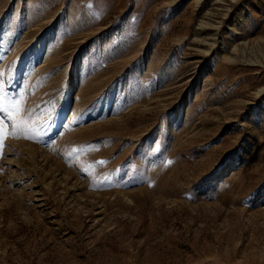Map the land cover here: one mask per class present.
I'll return each instance as SVG.
<instances>
[{
	"label": "rangeland",
	"instance_id": "374dc122",
	"mask_svg": "<svg viewBox=\"0 0 264 264\" xmlns=\"http://www.w3.org/2000/svg\"><path fill=\"white\" fill-rule=\"evenodd\" d=\"M0 264H264V0H0Z\"/></svg>",
	"mask_w": 264,
	"mask_h": 264
},
{
	"label": "snow or ice",
	"instance_id": "6c2138e0",
	"mask_svg": "<svg viewBox=\"0 0 264 264\" xmlns=\"http://www.w3.org/2000/svg\"><path fill=\"white\" fill-rule=\"evenodd\" d=\"M2 111H6L5 109H3V108H0V112H2Z\"/></svg>",
	"mask_w": 264,
	"mask_h": 264
}]
</instances>
